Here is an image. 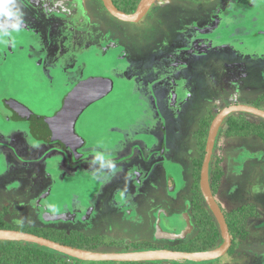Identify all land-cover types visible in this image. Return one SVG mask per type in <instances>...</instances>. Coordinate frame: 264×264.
I'll list each match as a JSON object with an SVG mask.
<instances>
[{"label": "rangeland", "instance_id": "374dc122", "mask_svg": "<svg viewBox=\"0 0 264 264\" xmlns=\"http://www.w3.org/2000/svg\"><path fill=\"white\" fill-rule=\"evenodd\" d=\"M184 1L158 0L136 24L110 17L101 0H15L22 18L18 29L12 27L15 18L0 15V213L6 223L46 227L62 238H73L74 232L98 236L101 245L107 243L102 239L106 237L121 246L101 253L126 252L124 247L143 243L177 249L195 237L191 197L212 120L232 105L264 110V0L226 3L224 16H210V38L203 43L196 40L194 46L186 43L195 34L193 27L203 29L208 23L205 8L212 5L210 15L215 14L221 0ZM203 5H207L204 12L200 10ZM231 41L235 48L229 46ZM122 44L131 46L134 54L130 49L127 52L131 59L136 56L134 61L148 52L155 63L164 62L176 49L184 52L177 72L168 76L170 85L164 88L169 99L149 114L160 126L168 127V138L167 154L161 160L165 175L156 171L147 176L150 183L156 181L147 190L138 184L145 171L141 162L135 165L134 157L142 147L136 145L138 140L127 142L126 151L120 149L129 159H117L121 158L118 152L115 157L110 154L124 144V132L118 129L126 131L133 122L144 129L150 123L134 95L142 88L130 86L133 83H128L127 76L118 78L113 92L90 105L74 125L85 142L82 153L87 156L88 170L75 161L66 146L46 145L34 136L27 122H11L15 116L3 101L11 99L38 116L53 117L80 81L105 74L113 77V72L122 70L110 54L115 49L107 50V46L119 49ZM253 53L262 59H247ZM135 67L140 76L152 73L151 66ZM127 73L130 79L136 77ZM238 115L255 124L264 122L252 115ZM223 127L211 162V169L218 168L221 174L215 197L228 215L243 207L246 220L231 235L233 245L222 258L165 264H264V142L251 136H227ZM132 149L137 153L128 152ZM100 157L103 161L114 159L110 172L119 173L120 179L113 180L114 173L108 182L105 176L99 177L101 169L94 160ZM153 158L151 153L148 161ZM168 179L176 186L173 193L167 188ZM54 264L118 263L82 262L57 254Z\"/></svg>", "mask_w": 264, "mask_h": 264}, {"label": "water", "instance_id": "95a60500", "mask_svg": "<svg viewBox=\"0 0 264 264\" xmlns=\"http://www.w3.org/2000/svg\"><path fill=\"white\" fill-rule=\"evenodd\" d=\"M156 1L140 0L135 11L131 14H126L120 11L112 0H101L104 9L111 17L118 21L132 24L140 22ZM112 88L113 82L110 78L97 76L85 79L72 88L66 96L60 112L50 118L38 116L14 100H11V109L24 115L26 122L33 126L34 131L42 141L44 140L50 143L59 142L72 151H75L83 145H80L78 142V139L80 141L82 139L75 132L74 125L76 121L90 105L109 95L112 92ZM233 114L252 115L264 121V110L247 105H232L221 110L210 124L200 169L199 189L221 232L222 243L217 248L203 252L157 249L121 253H101L74 248L34 234L13 230H0V242L14 241L31 244L82 262L150 263L185 261L205 263L222 258L231 248L232 239L225 216L210 188L209 167L217 134L225 120Z\"/></svg>", "mask_w": 264, "mask_h": 264}, {"label": "flooded vegetation", "instance_id": "af4514ba", "mask_svg": "<svg viewBox=\"0 0 264 264\" xmlns=\"http://www.w3.org/2000/svg\"><path fill=\"white\" fill-rule=\"evenodd\" d=\"M112 1H113L114 5L120 10L121 4L118 1H116V0H112ZM157 1L154 4H156ZM163 1H166V0H163ZM178 1H180V4H183V2H186L184 0H178ZM195 1H196L195 3H197V0H195ZM208 1L215 2L217 0H208ZM170 2H171V0H170ZM226 3H233V4L236 3L237 4V0L236 1H234V0H221L220 3H219V5H218L219 6V10H217L216 11L217 13H215V14L212 13L210 15L211 11L214 9L212 5H209L207 8H205V12H204V9L201 10L202 12H204V13L207 14L206 15L207 16L206 18H208L207 19L208 23L204 26L203 29L202 28L197 29V28L193 27V30L195 31L194 32L195 33L194 36L192 37L191 41H186V43L187 42L190 43L189 46H194V43L197 44L196 40H199L200 39V42L203 43V42H205L206 40H208L210 38V34L209 33L212 32L211 31V27H210V23H211L210 16L215 15V16H217L219 18L221 16H224L223 15L224 14L223 13V11H224L223 8L227 6ZM149 12H150V10L145 15V17L149 14ZM178 15H179V13H177V16ZM231 15L234 16L233 14H231ZM238 16L241 17V14L238 13ZM246 17L243 18V19L246 20ZM194 18H196V17L194 16ZM206 18H204V20ZM228 19H230V18H228ZM228 19H226V20H228ZM198 32H202V34L199 35ZM216 32H218V30H216ZM232 36L233 37H236L235 34H233ZM230 43L231 44L229 46H231L232 48L233 47L234 48L236 47L235 46V43L233 41H231ZM107 47H108L107 50H110V51L113 50V49H115L114 50V51H116L115 53H110V51H109V53L110 54H113L114 57L118 60V62H120L119 65H122L123 66L122 67V70H119L118 69L116 72H113L112 73L113 74V77L112 76H109L107 74H105V75L102 76V77L110 78L112 80V82H113L112 92H113V89L115 87V84H116L118 78H121L122 79L123 76H127L129 79L127 77L125 79L131 81L133 83L132 84L133 86H134V84H137L140 88H142V89H136V91H138V92L134 91V93H135L134 95L137 96V98L139 99V103H141L143 105V108L142 109H144L145 112L148 113V118L150 120V123H148V124L146 123L145 128L142 129L143 127L137 126V123L133 124L134 123L133 122V123H130L131 125L129 124V125L126 126V131L125 130L118 129L117 132H120V133H123L124 132V134H122L121 136L124 137V140H126V141L129 140V142H131L132 140H138V142L136 143V145L139 146L140 143L142 144V147L140 149L142 155H140L141 153L139 151H137L138 152V155H136V156H137V160H138L137 162H141V165L145 168V171L142 172L143 178L141 179V181L138 182V184L146 187V181L148 179H145V178L147 176H150L151 177L156 171L158 172V174L163 173L165 175V170H164L165 162H161V160H163V156L167 154V150L165 149L166 148L165 145L167 144V138H168V137L166 138V136H167V130H168L167 128L168 127H166L165 125L160 126V124H158L156 122V120L153 117V115H152V119H150L149 114L151 112H153V110L156 109L157 106H162L163 105L162 103H163V101H165V98L166 97L168 98V96H167L168 94H167V92L166 93L164 92L165 91L164 88L166 86H169L170 85L169 84L170 83V80L168 81V76H171L172 74H174V72H177V66H178L177 63H178V60L180 59V56L182 55L183 48L174 50L172 56H170V54H168L163 59L164 62H160V60H158L155 63L154 56L150 57V54L151 53L148 54L149 52L145 54V56L146 55L147 56L149 55V57L146 56L147 58L146 57H143L141 59H137L136 61H134V58L136 57L135 56L134 58L131 59V57L129 56V54H128L127 51L130 49V52L133 53V49L131 48V46L129 44H122V46L119 49L118 48H115V46L114 47L113 46H107ZM189 48L190 47L187 46L186 49H189ZM243 48L247 49L246 46L243 47ZM153 50L156 51L158 49H153ZM175 51H177V52H175ZM152 53H154V52H152ZM240 55H241V53L239 52V56ZM243 57H246V55L243 56ZM148 58H150V60H148ZM256 58L262 59L261 55L258 56L256 53L255 54L254 53L253 54H248V58L247 59H255L256 60ZM166 60H169V61L166 62ZM155 64H158L160 66V69H158L157 65H155ZM135 65L138 66L139 69H145L144 67L151 66L152 73L151 72L148 73L147 77L140 76L138 73L136 74L135 69H137V67L134 68ZM172 70H173V72H172ZM127 71L132 72L134 75L136 74V77L137 78L136 77L135 78L132 77L133 79L131 78L132 79L131 80L130 79L131 74L127 73ZM228 72L230 74V71H228ZM143 82H145V83L143 84ZM107 96H105V97H107ZM104 98H102V99H104ZM166 101H167V99H166ZM151 102H153L152 103V106H149L148 103H151ZM162 107H164V106H162ZM151 120H152V122H151ZM179 121H177V125L180 126ZM27 124H28V127L33 132L34 136L37 139H39L41 142L45 143L46 145L51 146V144H55L57 146L58 145L59 146H62V147L65 146L64 144L59 143V142H52V143H50V142H46L44 140L42 141L40 139L39 135L36 134V132L34 131V128L32 127V125L29 124V123H27ZM157 128L160 129V132L159 133L152 132V131H154V129H157ZM128 134H131L132 136L129 138L127 136ZM138 135H140V136H143L144 135L147 138H145V139H142L141 137L140 138L139 137L137 138ZM218 137H219V132L217 134L216 140H218ZM253 138H256V137H253ZM216 140H215V143H216ZM78 142L80 143V145L82 144V141H80L79 139H78ZM43 143H42V145H44ZM160 143H161V145H160ZM46 145H44V146H46ZM205 145H206V143H205ZM120 146L121 145H119V147L116 146L117 148H119L118 151H111L110 152L111 156L114 154L113 157H115L116 156L115 154H117V152H118L117 155H119V157H121V158L116 157L117 159H124V158L129 159L128 157H126L127 153L126 154H123V152H122V151H126V150H122L121 151L120 150L121 149ZM84 147H85V142H84V144L82 146H80V148H78L75 151H72L69 148H68V150H69L70 154L74 157L75 161L77 163H79L81 166H83L86 170H88L90 168L89 167L90 165L87 163L86 159L84 160V158H86L87 156L83 155V153H82V151H84L83 150ZM214 148H215V145H214ZM214 148H213V152H212L211 162L214 159V152H215V149ZM128 152H131L132 154L137 153L134 149L129 150ZM151 153H154V157L155 158H153L152 161L150 162L148 160H149V156H150ZM122 156H124V157H122ZM158 157H160V159ZM134 160H135V157H134ZM94 161H95L97 167H99L101 169V170H99V172L97 171V174L98 173H101L99 175L100 178L102 177V171H104V173H106V172L108 173V172H110V169H113L114 168V166H112L115 163L114 159L103 161V159H101V157H100L99 159L94 160ZM146 161H148V162H146ZM158 161H159V164L157 163ZM125 162H123V165L126 164ZM118 163H119V161H118ZM135 165H136V161H135ZM153 167H155V168H153ZM210 171H211V164H210V167H209V173H210ZM112 172L115 175V177L113 178V180H115L117 178H119V179L121 178L120 175H119V173H115L114 171L111 170L110 175H109L110 176V179H111V173ZM120 185H123V184H120ZM214 198L216 200V197L215 196H214ZM216 202L218 203L217 200H216ZM218 205H219V203H218ZM219 207H220V205H219ZM42 228H46V227H42ZM38 229H40V228H38ZM102 239L105 240L108 243V244L106 243L104 246L101 247L102 250H110V249L115 250V248L121 247L120 245L116 244L114 241H112V240H110V239H108L106 237L105 238L103 237ZM231 239H232V237H231ZM139 245H144V247H145V246H148L150 244L143 243V244H139ZM171 248L173 249V247H171ZM171 248H168V250H170ZM124 249L126 251V247H124ZM157 249H159V248H156L154 250H157ZM163 249H167V248H163ZM140 251H142V250H140ZM50 252H52V251H50ZM52 253H54V252H52ZM54 254H56V253H54Z\"/></svg>", "mask_w": 264, "mask_h": 264}, {"label": "trees", "instance_id": "16d2710c", "mask_svg": "<svg viewBox=\"0 0 264 264\" xmlns=\"http://www.w3.org/2000/svg\"><path fill=\"white\" fill-rule=\"evenodd\" d=\"M140 0H123L119 2L121 4L120 10L126 14H131L135 11L137 4ZM118 4V3H117ZM4 104L9 111L13 113V116L18 118L11 122H26L24 115L17 113L11 109V99H4ZM12 123V124H13ZM28 123V122H27ZM30 124V123H29ZM223 132L227 136H252L260 139L264 142V122L262 123H252L247 120L246 116L233 114L229 116L223 123ZM33 127V126H32ZM221 133V132H220ZM81 138V137H80ZM82 144H84L82 140ZM202 161H200L199 167L201 169ZM200 169L196 170V175H200ZM218 168L211 169L209 174L210 188L212 190L213 196H215L216 191L219 187L221 174L217 170ZM175 184L171 179H168L167 188L170 193L175 192ZM242 207L241 209L233 212V214L225 216V220L230 232V235L238 232L240 224L246 220L247 215ZM244 212V213H243ZM191 216L194 225L197 229V234L195 237L182 245V247L177 249H170L173 251L182 252H203L209 251L217 248L222 243L221 232L218 224L208 209L199 189V178L196 179V188L192 191L191 197ZM3 213H0V230H13L21 231L30 234H34L40 237L47 238L49 240L55 241L59 244L68 245L74 248L91 251V252H104L102 250L101 243L98 242L97 236L87 237L78 232H74L75 237L66 238L58 237L51 233L49 228H31L27 226L13 227L5 222L3 219ZM54 233V232H53ZM232 237V236H231ZM233 245V244H232ZM151 245H137L126 247V251H140V250H154ZM57 260V254L47 251L43 248L26 244L22 242L14 241H1L0 242V262L5 264H54ZM120 264V263H118ZM121 264H165L164 262H150V263H121Z\"/></svg>", "mask_w": 264, "mask_h": 264}, {"label": "clouds", "instance_id": "9594fccd", "mask_svg": "<svg viewBox=\"0 0 264 264\" xmlns=\"http://www.w3.org/2000/svg\"><path fill=\"white\" fill-rule=\"evenodd\" d=\"M0 15L7 18H15L16 23L12 25L13 28L18 29L22 24L21 14L16 8L15 0H0Z\"/></svg>", "mask_w": 264, "mask_h": 264}, {"label": "crops", "instance_id": "0c3cea01", "mask_svg": "<svg viewBox=\"0 0 264 264\" xmlns=\"http://www.w3.org/2000/svg\"><path fill=\"white\" fill-rule=\"evenodd\" d=\"M205 1H208V0H205ZM204 7H207V5L200 6V10H203ZM206 15H207V14H206ZM129 82H131V81H129ZM129 82H128V83H129ZM130 86H133V85L131 84ZM101 100H102V99H101ZM13 118H14V117H13ZM17 119H18V118L15 117L14 120H17ZM127 136L130 138L132 135H131V134H128ZM122 138H123V137H122ZM38 140H39V139H38ZM127 142H129V140H127V141H126V140H123V143H124V144H123L122 146L124 147L125 144H126V147H124V150H126V148H128V146H130ZM123 147L120 146L121 150H123V149H122ZM135 160H136V162L138 161V160H137V156H135ZM41 169H42V168H41ZM112 174H113V172H112ZM109 175H110V172H108V173H107V172L104 173V171H102V176H105V177L107 178V181H106V182H108V181L110 180ZM16 180H17V179H16ZM17 181H18V180H17ZM19 182H20V181H19ZM47 182H48V181H45V182H42V183H41V185H44L43 189L47 186V185H46ZM106 182H105V183H106ZM157 182H158V181H157ZM20 183H21V182H20ZM155 183H156V181L150 183L149 180H147V181H146V187H147V189H150V188L152 189V188L154 187ZM126 185H127V186L130 185V187H133V186L131 185V183H129V182H127ZM146 187H145V189H146ZM147 189H146V190H147Z\"/></svg>", "mask_w": 264, "mask_h": 264}]
</instances>
